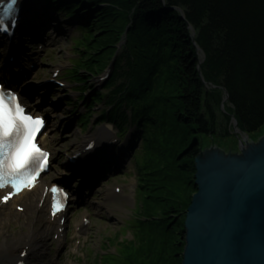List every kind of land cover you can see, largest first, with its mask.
<instances>
[{
  "label": "trees",
  "instance_id": "16d2710c",
  "mask_svg": "<svg viewBox=\"0 0 264 264\" xmlns=\"http://www.w3.org/2000/svg\"><path fill=\"white\" fill-rule=\"evenodd\" d=\"M47 1L56 2L71 15H77L83 3L87 10L101 9L98 14H80L90 21L81 24L90 37L100 22L111 33L110 52L101 72L118 52V41L127 38L107 85L110 95L105 100L98 91L93 102L85 101L89 109L88 115L81 117L85 125L91 121L92 107L106 102L112 108L104 113V122L115 124L123 134L131 121L138 124L149 158L159 148L162 162L168 161L166 151L171 155L175 146L171 162H178L177 168L186 178L196 171L195 160L204 149V137L224 138L232 133V115L239 128L249 134L264 125V0ZM178 9L183 10L184 17ZM84 41L81 46L89 50L91 45ZM196 43L205 54L202 63ZM85 58L84 49L81 61L75 62L70 72L81 91L88 87V81L80 71L95 66V61L85 62ZM166 86L174 89L172 95L156 94ZM225 90L229 99L223 109ZM151 146L157 148L155 152ZM139 157L136 154L142 198L149 187L145 185L147 169L140 167ZM149 158H145V165L153 167ZM157 174L165 177V171ZM162 184L159 187L165 186ZM194 187L198 190L195 182ZM169 208L178 212L173 215L176 219L179 210ZM175 219L167 224L168 231L175 229ZM178 262L182 264V259Z\"/></svg>",
  "mask_w": 264,
  "mask_h": 264
},
{
  "label": "rangeland",
  "instance_id": "374dc122",
  "mask_svg": "<svg viewBox=\"0 0 264 264\" xmlns=\"http://www.w3.org/2000/svg\"><path fill=\"white\" fill-rule=\"evenodd\" d=\"M32 1L38 10L41 6L50 5L45 0ZM50 8L49 10L52 12L53 7ZM100 10H96L95 14H98ZM60 13L62 14V18H60L63 19L64 25L69 30L64 35L57 37L52 35L51 39L48 36L51 35L52 30L44 31L46 45L43 51L35 55L36 58L39 57V65L28 77V81L31 84L29 88L32 106L37 108L45 106L42 104V99L46 90H44L45 88L41 89L44 82L52 78H59L66 84L64 88L52 87L50 95L51 93L54 95L46 96L48 105L44 109L50 110V117H48L46 136L44 139L42 138V141L52 151V164L42 179H50L54 182L64 180L70 187H73V182L80 181V177L73 176L74 173L70 172V159L80 152L78 150L82 148L91 133L106 126L102 116L109 108V104L104 101L96 105L93 103L92 106H94L89 115L91 121L85 125L81 121V117L88 115L89 109L84 102L86 99V102H93L97 90L102 92L105 100L110 95L111 88L107 87L109 81L103 78L109 68L115 64L113 62L115 57L124 53L126 43L123 45L122 42L126 37L122 38L121 42L118 41L116 44L118 53L111 57L109 66L101 72V67L104 66L107 54L110 52L108 48L111 42V33L107 28L103 29V24L100 22L94 29L91 38L90 33L87 35V31L81 25H76L74 21L69 23L71 18H65L64 12ZM84 13L88 14L87 11ZM82 41L91 45V48L88 50L87 46L80 47ZM33 45L34 49L38 47L36 43ZM84 49L86 50L85 62L92 59L95 61V66L80 71L88 81V87L81 91V86L70 77V72L73 71V63L81 61V52ZM36 51H39L38 48ZM25 52L31 54L28 50ZM199 57L201 58V56ZM3 61L4 49L0 46V65L4 64ZM20 61L25 65L21 58ZM56 70L59 71V75H56L58 73H55ZM98 73L99 75H97ZM161 92L172 95L174 89L166 86L163 91H156V94ZM55 100L59 106L58 109H55L58 111L57 113L52 112L54 109L50 103L52 102V106H54ZM169 100L173 101L171 97ZM167 120L170 121V119ZM141 132L138 124L132 121L128 126L127 133L122 137L114 128L111 136L118 137L115 147L116 154L122 150L127 151L128 156L123 155L126 163L120 171L101 180L102 184L95 187L94 193L85 202L74 201L70 204L69 211L66 212V226L61 243H57L51 232L46 234L47 248L39 257H31V264H179V258L183 261L186 238L182 228L185 225L188 208L194 194L198 191L194 187L197 170L190 175L187 174V178L178 170V162H171L175 146L172 154L170 152L171 155H169L170 150L166 151L168 161L162 162L163 152L154 146H151L152 152L157 149V153L153 155V158L147 157L145 138L142 139ZM231 132L224 138L204 137L202 151H206L208 143L227 145L238 150V138L233 128ZM249 135L251 139H259L264 135V125L260 130ZM132 146H134L133 151ZM106 147L108 146L101 149L104 151ZM161 147L166 149V146ZM136 154L141 157H139L141 159L140 167L144 165V170L147 169V173H145L148 176V184L145 185L150 188L146 190L142 198L139 197V194L136 195L137 188H140ZM145 158L152 160L153 167L145 165ZM146 161L148 160L146 159ZM160 171H165V177L158 176L157 173ZM161 179H164L163 182H160ZM160 183L165 186L159 187ZM115 187L121 188V192L117 193ZM149 191H152L150 195ZM114 195L116 198L109 202L108 199ZM147 199L148 201H146ZM169 207L179 210L180 214L176 219L173 218V215L178 212H170L172 209ZM84 215L89 218L90 223L88 229L81 233L77 231V224L82 221ZM28 218L29 214L22 212L20 216L8 220L5 229L0 233V242L5 234H19L26 230L24 224L31 220ZM172 219H175V229L168 231L167 224ZM40 220L37 224H40ZM181 225L182 228H180Z\"/></svg>",
  "mask_w": 264,
  "mask_h": 264
},
{
  "label": "water",
  "instance_id": "95a60500",
  "mask_svg": "<svg viewBox=\"0 0 264 264\" xmlns=\"http://www.w3.org/2000/svg\"><path fill=\"white\" fill-rule=\"evenodd\" d=\"M232 125L238 150L208 143L195 160L198 191L185 221L182 264H264V135L249 139L234 115Z\"/></svg>",
  "mask_w": 264,
  "mask_h": 264
},
{
  "label": "bare ground",
  "instance_id": "6f19581e",
  "mask_svg": "<svg viewBox=\"0 0 264 264\" xmlns=\"http://www.w3.org/2000/svg\"><path fill=\"white\" fill-rule=\"evenodd\" d=\"M28 1L31 2L32 5H34L32 0ZM25 18V22H23L19 28L20 33L18 35V38H16L12 43L14 44L12 47L15 48V52L21 54V57L22 55H24L22 52L24 48L20 47V43L22 41L25 40L26 43L30 38L35 40L40 38L41 36L43 37L44 31L46 29H50L51 25H53L51 26V28L56 30V32H58L57 27L61 29L64 26L60 24V20L57 15H54L53 13L49 14L46 11L45 13L39 12L35 16V20H31L30 13H28ZM65 33L66 29L62 32L60 31L59 34L64 35ZM32 42L33 41H30V43ZM9 73L14 74L11 77V81L14 82L15 87L23 92L26 89L25 84H28V79L23 78V80L18 83L20 74L13 69L9 70ZM14 76L16 77V80H13ZM111 78L112 77H110V79ZM22 95L23 101L28 105L29 108H31V98L26 94ZM52 95H54V93H51L49 97H51ZM44 101L46 103L45 98L42 99V102ZM112 133L113 129H111V127L105 126L102 129L96 130L91 133L89 141L95 140L97 148L101 147L102 145L109 144L117 146L115 143L112 144V142H109L115 138L114 135L111 136ZM249 139H251V136ZM78 151L81 152L79 160L82 164V168L81 166H79V168L84 171V174L89 176L88 174L94 170V162L93 160L91 161L89 154L91 151H85L83 150V147ZM71 170L76 171V167L72 165ZM53 183V180L42 179L31 190L23 191L21 194L9 200L6 204H2L0 202V233L5 229L8 220L20 216L22 212H27L29 214L28 219H31L28 223L24 224L26 230L20 232L19 234H5L3 240L0 242V264H31V257H39L44 253L43 251L46 250L48 243L45 236L50 232L53 234V238L57 240V243H61L63 236L61 235L62 229L60 230V228H62V226H66V222L64 224L60 223L59 217L62 214L54 217H51L49 214L50 193L46 191V187L47 185L50 186V184ZM115 198L116 196L114 195L110 197L108 201H113ZM39 220L40 224H37ZM77 225L78 227H80V231L82 233H84L85 230L88 229V225H86L84 221L78 222Z\"/></svg>",
  "mask_w": 264,
  "mask_h": 264
},
{
  "label": "snow or ice",
  "instance_id": "6c2138e0",
  "mask_svg": "<svg viewBox=\"0 0 264 264\" xmlns=\"http://www.w3.org/2000/svg\"><path fill=\"white\" fill-rule=\"evenodd\" d=\"M16 3L17 0H10L8 5H0L7 8L5 15L8 20L12 19L11 11ZM0 29L9 30L3 19H0ZM41 124L39 117L25 114L15 95L0 90V187L10 185L13 192L21 187H31L36 171L32 165L46 157L34 142ZM57 191L52 189L54 194ZM8 195L2 199L7 200ZM56 207L54 202L53 208Z\"/></svg>",
  "mask_w": 264,
  "mask_h": 264
}]
</instances>
